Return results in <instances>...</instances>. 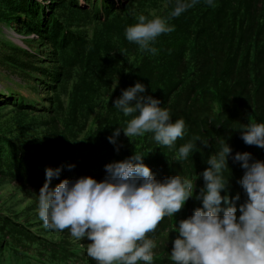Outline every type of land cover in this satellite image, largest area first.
<instances>
[{
  "label": "trees",
  "instance_id": "trees-1",
  "mask_svg": "<svg viewBox=\"0 0 264 264\" xmlns=\"http://www.w3.org/2000/svg\"><path fill=\"white\" fill-rule=\"evenodd\" d=\"M55 1H59L57 9L49 17L68 40L54 47L48 40L44 44L37 41L42 29L52 33V40L57 33L45 18L37 27H22L24 36L30 31L37 40L27 44L21 68L19 56L12 65L24 82L33 83L30 86L36 94L42 90L47 95L43 101L48 102L25 106L0 99V264H16L18 258L21 264L96 263L85 256L87 244L76 241L67 229L54 236V230L46 228L38 217L37 194L45 180V167L60 168L59 175L50 180V188L61 179L81 175L101 180L106 163L138 151L145 154L142 162L157 179L176 174L194 178L207 167L206 158L224 139L231 148L227 160L229 200L237 206L242 203L246 197L237 181L244 169L239 161H233L232 154L247 151L251 153L249 162L264 161V148L244 143L241 130L236 129L249 122H264V0H213L214 6L197 0L178 17H170L175 0H124L119 8L107 0L102 5L109 11L101 19L93 10L95 4L90 14L81 10L77 0ZM135 3L142 6L141 11L134 12ZM19 4L22 0H0L2 24L16 17L9 18L10 11L23 14L16 10ZM139 14L161 16L175 26L156 38L153 46L157 52L139 51V56L130 59L132 51L125 54L120 48L101 57L106 46L92 41L98 29L110 31L121 16L134 24ZM140 78L146 95L158 98L173 120L185 121L186 133L172 149L157 145L150 133L128 138L121 129L115 136L118 145L108 139L114 129L126 124L112 101L121 89ZM116 80L117 86L111 90ZM221 85L228 90L217 99L213 90L215 93ZM20 91L18 98H22ZM195 136L206 143L196 140L188 159L174 160L176 149ZM97 161L100 167H94ZM194 183L195 194L203 180L197 175ZM6 187L12 191L7 192ZM199 206L198 199L189 197L181 208L182 216L191 215ZM172 226V217H165L151 234L155 244L152 264H172L169 251L178 235Z\"/></svg>",
  "mask_w": 264,
  "mask_h": 264
},
{
  "label": "clouds",
  "instance_id": "clouds-1",
  "mask_svg": "<svg viewBox=\"0 0 264 264\" xmlns=\"http://www.w3.org/2000/svg\"><path fill=\"white\" fill-rule=\"evenodd\" d=\"M196 2L175 0L170 17L180 16ZM205 3L214 6L213 0ZM174 27L161 16L139 14L136 23L126 26L124 35L141 50L155 54L156 38ZM117 82L112 83L111 90ZM112 104L130 119L124 127L113 130L110 142L122 129L128 138L150 133L157 145L172 149L186 133L183 118L173 120L170 110L161 107L158 98L146 95L145 85L139 81L121 89ZM236 129L241 130L244 143L264 148V122H249ZM196 140L206 143L195 136L176 149L174 160L188 159ZM230 152L222 139L206 158L207 167L197 174L203 185L195 194L197 175L157 179L142 162L145 154L138 151L106 163V175L101 180L81 175L61 179L50 188L49 182L59 175L60 168L45 167V180L37 194V214L46 228L67 229L76 241L87 238L85 253L96 264H152L155 244L151 234L165 217H174L186 200L194 197L201 206L170 228L178 234L169 251L172 264H264V161L249 162L251 153L247 151L232 154L233 161H239L244 169L237 183L246 198L237 206L230 202L227 192Z\"/></svg>",
  "mask_w": 264,
  "mask_h": 264
},
{
  "label": "rangeland",
  "instance_id": "rangeland-1",
  "mask_svg": "<svg viewBox=\"0 0 264 264\" xmlns=\"http://www.w3.org/2000/svg\"><path fill=\"white\" fill-rule=\"evenodd\" d=\"M77 1H78L79 7L81 8V10L82 9L87 10L90 14H93V13L89 11V9L92 8V5L95 4L93 7V10L96 12L97 18L101 19L105 15L108 14L107 12L109 10L107 9L105 10L104 6L102 5V2L107 1V0H77ZM112 1H113V6H115V8H119L121 4H125L124 0H112ZM58 3L59 1H55V0H36V1L35 0H22V4H19L16 10L18 11L22 10L23 14L19 15L15 12L13 13L10 11L8 17L9 18H11L12 16H16V17L13 20L10 19V21H6L8 22L6 25L0 22V99L1 101L7 100L6 103L8 104L24 103L25 106H28V104L34 105L35 102L38 104V106H41L40 104L44 103V101L48 102V99H45L43 101V98L47 97V95L42 90L39 91L40 94H36V91L32 89L30 86V84L32 85L33 83L31 81H27V83L24 82V80H22V78L18 75V73L15 72L14 67L12 65L16 64V60H17L16 57L19 56L18 57L19 64H20L19 68H21V66L23 65L24 61L27 58V53L25 52V50L28 49L27 44L33 43L35 40H37V36L35 34L30 35V31H28L27 36H24L21 33L22 27L32 26L34 28L38 26L39 22L45 20V22L49 23L51 28H52V25L56 27L57 33L54 36V39L52 40L51 39L52 33H48L45 31V29H42L41 32L37 33V34H40L39 35L40 37L37 41L40 40L39 42L44 44L48 40L54 47V46L60 45L61 41L64 42L68 40V38H66L65 35H61L63 31L60 28L58 29L56 24L49 17L52 13V10L54 11L55 9H57ZM135 4L136 5H135L134 12L141 11L142 6H140L138 3H135ZM41 9L45 12V15H43V12L41 11ZM24 12L26 13L27 16L24 15ZM19 16L21 17L19 18ZM15 20L19 23L17 24ZM128 25H131L130 18L129 20H127L126 17L121 16L120 18L115 20L114 28L109 29L110 31L108 32L105 31V28L98 29V32L94 36L92 41H93V44L96 46H106V48L102 49L100 53L101 57L105 55L108 50L112 51V50H118L120 48L125 52V54H127L129 51H132V55H129L130 59L135 56L140 55L141 52L139 51H143V50H141L135 43L129 42L125 38L124 30L126 26ZM42 37H45V38H42ZM122 38L125 39L124 42L121 41ZM39 42L36 43L37 46ZM29 60L30 62L34 61V59L32 58H29ZM143 77H146V76H143ZM131 79L132 78H129L127 83H130ZM137 81L143 84L145 83L144 80H142L141 78L140 80H137ZM8 87L15 88V89H9ZM22 89H25V90L22 91ZM19 90H21L20 93L22 94V98L17 97V92ZM227 90H228V87L226 85H221L218 89L215 90V93L213 90V94H216L217 99L218 97L221 99L223 94H225ZM34 106H37V105H34ZM29 111L34 113L38 110L30 109ZM120 117H123L126 121L130 119V117H125V116H120ZM117 119L119 120V116H117ZM113 142L118 145L116 138H114ZM80 149L84 150V147H80ZM3 164L6 170L9 171L10 167L7 165V162H4ZM93 165L94 167H100L101 162L97 161ZM5 190L7 192L12 191L9 187H6ZM7 192H5L4 194H6ZM182 214L183 213L181 209L174 214V217H172L173 225L177 220L185 218L182 216ZM57 232L58 230H54V236L57 234ZM79 242H81L82 244H87L88 240L87 238H85L84 240H81ZM86 246H85V249H86ZM85 249H84V252H85ZM85 256L89 257L86 255V253H85ZM77 262L79 264H84L83 263L84 261H78V260L72 261V263L74 264H76ZM21 263H22V260L18 258V261L16 264H21Z\"/></svg>",
  "mask_w": 264,
  "mask_h": 264
}]
</instances>
